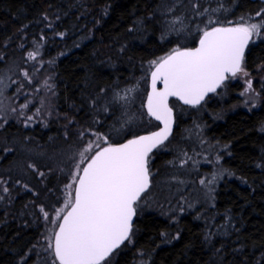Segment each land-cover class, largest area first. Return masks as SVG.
I'll list each match as a JSON object with an SVG mask.
<instances>
[{
    "label": "trees",
    "instance_id": "trees-1",
    "mask_svg": "<svg viewBox=\"0 0 264 264\" xmlns=\"http://www.w3.org/2000/svg\"><path fill=\"white\" fill-rule=\"evenodd\" d=\"M204 9L209 11L197 15ZM262 9L258 0H0V78L7 76L10 84L3 94L19 95L17 106L28 101L24 110L33 118L0 113V179L9 189L0 191V264L32 260V255L24 257L41 236V208L49 213L71 198L66 185L72 158L94 139L92 132L117 143L158 126L145 108L150 61L194 45L198 27L203 29L209 16L221 25L241 17L260 22L264 16L256 13ZM29 52L36 58L29 59ZM246 57V67L264 64V38L250 46ZM32 69H47L50 75L44 116L29 98L45 92L31 78ZM259 73L264 79L263 68ZM236 88L229 85L226 94ZM128 89L133 90L128 99H120ZM260 99L258 108L239 109L216 121L205 112L214 94L196 106L170 99L175 126L164 145L149 154L151 181L173 170L183 155L198 151L190 134L193 125L202 127L203 141L220 146V163L232 176L217 185L209 210L212 223L210 216H199L205 207L182 211L173 220L137 210L133 247L121 245L114 264H128L133 248L148 255V264H264V95ZM36 106L39 112L33 114ZM173 184L169 192L189 187Z\"/></svg>",
    "mask_w": 264,
    "mask_h": 264
},
{
    "label": "snow or ice",
    "instance_id": "snow-or-ice-1",
    "mask_svg": "<svg viewBox=\"0 0 264 264\" xmlns=\"http://www.w3.org/2000/svg\"><path fill=\"white\" fill-rule=\"evenodd\" d=\"M208 11L204 9L197 15ZM256 16H264V9ZM176 22H172L174 30ZM198 31L201 33L198 46L176 47L149 62L151 91L147 95V115L160 121L163 127L124 143H111L106 135L92 132L94 139L72 158L74 170L69 172L71 183L66 185L72 189L71 198L56 211L55 219L60 222L53 234L54 243L48 245L55 258L53 264H110L114 251L125 242H132L134 218L152 187L149 154L164 145L172 132L173 109L169 106V97L196 106L209 93L224 86L230 77L240 73L247 77L249 73L243 66L245 50L250 42L264 36V20L248 22L241 17L239 22L228 21L224 26L209 16L205 27H198ZM59 35L63 37L64 33ZM28 58L35 59L36 54L29 52ZM23 75L31 82L27 72ZM158 83L162 87H157ZM45 86L51 90L48 81ZM251 89L252 82L248 79L245 91ZM132 91L126 90L120 99H128ZM20 107L25 109L28 105ZM32 119L31 116L26 118L27 121ZM79 135L83 138L85 133ZM28 168L44 176L35 164L29 163ZM215 179L213 176L212 181ZM5 183L0 179V191L7 193ZM41 212L48 220L49 213L43 208Z\"/></svg>",
    "mask_w": 264,
    "mask_h": 264
},
{
    "label": "rangeland",
    "instance_id": "rangeland-1",
    "mask_svg": "<svg viewBox=\"0 0 264 264\" xmlns=\"http://www.w3.org/2000/svg\"><path fill=\"white\" fill-rule=\"evenodd\" d=\"M261 39H263V36L261 38H257L255 42ZM243 66L249 73L247 77H245L242 73L237 74L234 78L230 77L221 89L213 93L215 97L214 104L205 111L208 115H210V117L211 115L214 116L211 117V121L220 120L224 114L233 113L239 109L250 111L251 109L258 108L260 106V97L263 98L264 95L262 92L264 79L262 74L259 73V70L261 68L264 69V64L254 68L246 67V65ZM32 73V75L29 73L31 78H36L38 81L37 84H39L38 87L41 89L44 87L42 90L45 92H43L42 95L37 96V98H34V96L30 94L29 98H33L30 100H34V104L38 102L37 106L42 108L41 115L44 116L46 111L49 109L48 102L50 101V93L46 90L47 87L45 86V81L48 80L50 75L47 69H44L43 72L33 70ZM248 79L252 82V89L246 92L245 89L247 88ZM229 83L237 86V88L232 91L231 96L226 94L229 88ZM8 87H10L8 77H1L0 113L4 114L6 112H16L17 114H23L24 112L27 115L26 118L29 117L30 114L26 113L24 109H21V105L17 106L15 104V101L19 100V95H15L14 98L10 99L4 97L3 90ZM242 93L244 94L242 95ZM27 103L28 101H24L22 102V105ZM37 106L35 107V110H37ZM43 107L45 108L43 109ZM13 108L16 109L15 112L12 111ZM33 114L38 113L37 111H34ZM262 126L264 127V121ZM190 134L194 140L192 142L195 147L194 149L197 148L198 151L192 154L183 155L177 166L173 168V170H169L170 172L168 174H156L153 176L154 179L152 181L150 194L147 196L145 201H142L141 207L138 208V210L142 212H146L148 210L156 211L161 216H169V218L173 220L176 219L182 211L195 210L202 206L205 207L204 210H206V212H202L199 216H201V218L210 216L207 221H209V223L213 222L214 216H211V212H209V210L214 203V193L217 185L222 181V179L231 177L232 174L220 163V146L212 144L211 142L203 141L202 137H204V135L201 126H191ZM213 176H216L215 181H212ZM187 178H189V180ZM201 180L204 181V184H201ZM171 183H174L173 185L179 183L178 189L182 188V185L188 186L186 183L189 184V187L183 192L177 193L174 188L169 192L168 184ZM171 196L174 197L171 198ZM199 203L202 205L198 206ZM58 209L60 208H55L49 212L48 220L43 218L44 224L41 236L34 244H32L30 251L26 253L24 257V260H27L28 255H32V260L27 264H53L55 258L53 257L52 250L49 249L48 245L49 243H52L53 234L58 223V220L55 219L56 211ZM215 225L216 222L214 221L213 226ZM128 246L129 247H127V249L133 247L132 243H128ZM115 256L116 254L109 258L110 264H114L116 260ZM56 264H58V262ZM128 264H148V255H145V252H142L137 248H133L131 249V256Z\"/></svg>",
    "mask_w": 264,
    "mask_h": 264
},
{
    "label": "water",
    "instance_id": "water-1",
    "mask_svg": "<svg viewBox=\"0 0 264 264\" xmlns=\"http://www.w3.org/2000/svg\"><path fill=\"white\" fill-rule=\"evenodd\" d=\"M259 1H261V2L264 4V0H259ZM224 26H227V25H224ZM199 37H200V36H199ZM198 41H199V38H198V40L196 41V43H195L194 45L189 46V47H183V48H193V47H196V46H198ZM150 71H151V69H150ZM150 71H149V75H148V89H147L146 98H145V108H146L147 95H148V93L151 91V75H150ZM157 87H162V85H160V84L158 83ZM210 94H212V93H209L208 95H210ZM208 95H207V96H208ZM207 96H206V97H207ZM206 97H205V98H206ZM170 99H175V100H177L178 102L184 104L183 101L177 99L176 97H169V101H170ZM202 102H203V101H202ZM184 105H186V104H184ZM169 106L171 107L170 102H169ZM171 108H172V107H171ZM146 111H147V109H146ZM172 115H173V124H172V129H173V126H174V113H172ZM151 118H153V117H151ZM153 119H154V118H153ZM154 120H155V119H154ZM155 121L158 123V126H157V127H155V128L152 129V130H149V131H146V132H142V133L136 134V135H134V136H137V135H147V134H150L151 132L159 131V130L163 127V124H162L160 121H157V120H155ZM134 136H131V137L125 138V139H123L122 141L117 142V143H124V142L127 141V139H131V138H133ZM154 150H155V149H153V151H154ZM59 222H60V221H58V223H59ZM57 230H58V229H57V227H56L55 231H57ZM55 231H54V232H55ZM52 243H54V238L52 239Z\"/></svg>",
    "mask_w": 264,
    "mask_h": 264
},
{
    "label": "flooded vegetation",
    "instance_id": "flooded-vegetation-1",
    "mask_svg": "<svg viewBox=\"0 0 264 264\" xmlns=\"http://www.w3.org/2000/svg\"><path fill=\"white\" fill-rule=\"evenodd\" d=\"M252 1H254V0H252ZM258 1H259V0H258ZM260 2H261V1H260ZM261 3H262V2H261ZM262 4H263V3H262ZM263 38H264V36H263ZM261 40H263V39H261ZM259 41H260V40L254 42V43L250 42V44L248 45V48H247L246 51H245L244 65H245V63L247 62L246 52L250 49V46H254V45H256L257 43H259ZM226 83H227V80L225 81V84H226ZM225 84H224V85H225ZM229 85H232V83H229ZM222 87H223V86H222ZM222 87H221V88H222ZM236 87H237V86H236ZM221 88H218L217 91H218L219 89H221ZM217 91H216V92H217ZM117 250H118V249H117ZM117 250H115L114 253H115ZM112 255H113V254H112ZM112 255H111V256H112Z\"/></svg>",
    "mask_w": 264,
    "mask_h": 264
},
{
    "label": "bare ground",
    "instance_id": "bare-ground-1",
    "mask_svg": "<svg viewBox=\"0 0 264 264\" xmlns=\"http://www.w3.org/2000/svg\"><path fill=\"white\" fill-rule=\"evenodd\" d=\"M174 126H175V125H174ZM172 131H173V130H172ZM151 154H152V153H151ZM190 175H191V174H190ZM191 176H192V175H191ZM189 177H190V176H189ZM190 178H191V177H190ZM174 187H175V186H174ZM165 197H166V196H165ZM203 205H204V204H203ZM200 208H204V207L201 206ZM198 209H199V208H198ZM215 210H216V209H215ZM216 211H217V210H216ZM196 212H197V211H196ZM209 212H210V211H209ZM209 212H208V213H209ZM211 212H212V211H211ZM118 249H119V248H118ZM113 254H114V253H113Z\"/></svg>",
    "mask_w": 264,
    "mask_h": 264
}]
</instances>
